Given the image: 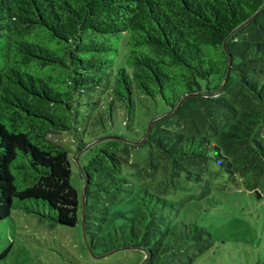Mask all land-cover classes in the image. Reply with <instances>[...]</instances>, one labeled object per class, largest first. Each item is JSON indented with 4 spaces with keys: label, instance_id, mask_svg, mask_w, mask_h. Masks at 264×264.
<instances>
[{
    "label": "trees",
    "instance_id": "16d2710c",
    "mask_svg": "<svg viewBox=\"0 0 264 264\" xmlns=\"http://www.w3.org/2000/svg\"><path fill=\"white\" fill-rule=\"evenodd\" d=\"M144 97L166 113L137 111ZM118 110L137 139L100 134ZM263 127L264 0H0V219L20 209L81 222L90 248L137 249L139 264L194 260L187 244L204 229L183 221L177 233L168 193L189 181L198 198L210 194L215 160L263 198ZM56 131L74 149L49 137ZM83 151L84 203L71 183ZM125 164L153 181L134 189V208L113 212L137 185Z\"/></svg>",
    "mask_w": 264,
    "mask_h": 264
},
{
    "label": "rangeland",
    "instance_id": "374dc122",
    "mask_svg": "<svg viewBox=\"0 0 264 264\" xmlns=\"http://www.w3.org/2000/svg\"><path fill=\"white\" fill-rule=\"evenodd\" d=\"M143 110L148 118L166 113L162 104L150 97H144L139 102L137 111ZM124 118L125 113L118 110L112 120L107 119L104 127L99 126L100 134L137 139L124 123ZM49 137L74 149L72 136L68 132H52ZM262 140L264 142V127ZM148 148L149 144L133 148L131 161L135 165L145 164ZM88 154L86 151L79 153V161L73 160L72 163L71 183L81 197L84 178L80 164L86 162ZM73 155L75 151L71 152V156ZM157 160L158 158H154V167L151 168L153 172L157 170ZM159 162L160 165H166L163 160ZM209 165V172L205 177L210 180V194L198 198L196 193L200 188L199 183L189 181L178 185L180 193L174 190L168 193L174 206L164 214L170 224H177L174 230L180 234L183 228L180 224L183 221L204 229L202 238L187 244L188 252L194 260L185 257L187 262L182 264H264V197L259 199L241 182L239 185L232 182L215 160H211ZM134 167L132 164L123 166V175L137 185L130 190L126 187L121 192L111 207L113 212L134 208V189L147 179L150 183L153 181L151 177L140 176ZM158 177L165 178V174L160 173ZM121 220L122 218H117L114 224H120ZM3 253L0 264H139L144 259H141L142 253L133 248L113 252H104L102 247L90 248L81 222L74 226L54 224L20 209H15L11 216L0 219V255Z\"/></svg>",
    "mask_w": 264,
    "mask_h": 264
},
{
    "label": "water",
    "instance_id": "95a60500",
    "mask_svg": "<svg viewBox=\"0 0 264 264\" xmlns=\"http://www.w3.org/2000/svg\"><path fill=\"white\" fill-rule=\"evenodd\" d=\"M225 46V44H224ZM226 47V46H225ZM231 63H232V57L230 55V58H229V65H228V69H227V75L229 74V71H230V67H231ZM151 124V123H150ZM78 156V155H77ZM77 161H78V158L76 157ZM85 189H86V183L84 185V193H83V203L85 201ZM84 204H83V217H84ZM85 235V234H84Z\"/></svg>",
    "mask_w": 264,
    "mask_h": 264
}]
</instances>
